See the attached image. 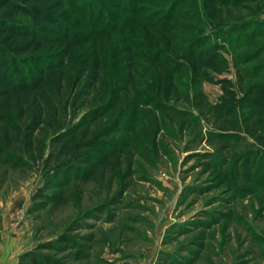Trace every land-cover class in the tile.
<instances>
[{
  "label": "rangeland",
  "instance_id": "1",
  "mask_svg": "<svg viewBox=\"0 0 264 264\" xmlns=\"http://www.w3.org/2000/svg\"><path fill=\"white\" fill-rule=\"evenodd\" d=\"M65 1L66 19L79 21L82 36L48 53L63 54V74L47 85V104L32 97L43 108L32 153L0 124V144L12 138L0 153V264H34L29 252L60 264H264V0H201L229 30L216 47L193 0ZM197 37L216 49L224 71L196 74L176 63L171 98H151L155 77L169 70L166 58L194 50ZM222 78L238 94L239 85L244 94L262 87L260 102L220 107ZM52 116L88 124L116 148L113 156L53 179L61 131ZM230 121L255 139L219 135ZM6 152L27 163L5 160ZM63 234L71 241H58Z\"/></svg>",
  "mask_w": 264,
  "mask_h": 264
},
{
  "label": "trees",
  "instance_id": "2",
  "mask_svg": "<svg viewBox=\"0 0 264 264\" xmlns=\"http://www.w3.org/2000/svg\"><path fill=\"white\" fill-rule=\"evenodd\" d=\"M178 1L183 2L184 0ZM193 2H195L193 9L202 12L203 19L212 32L207 41L213 42L214 47H216L217 41L224 39L229 34V30L222 29L223 23L216 20V14L212 13L208 5H202L201 0H193ZM65 4V0H0V124L13 130V139L26 144L25 150L29 154L32 153L31 133L40 124L43 113V108H37L32 102V97H37L39 101L44 100L47 104V85L54 86L57 84L62 79L63 74V54L49 55L48 53L52 52L56 45L69 46L82 36L73 26L79 21L69 25L64 9ZM170 16L159 15V20L165 19L164 22L167 25L178 29L177 24H171ZM21 17L26 18L28 23H25ZM195 28H197V35L202 34L205 30L203 26H196ZM197 38L191 45V48L195 47L194 50L178 54L179 57L178 55H171V57L166 58L169 64L165 65L166 67L169 66L170 71L164 69L162 74L155 77L149 93L151 98L163 102L171 98V92L175 88L171 69L176 66V63L179 66L187 64L196 74L206 68H210L219 74L224 71V65L216 59V49L209 48V50L208 47L206 48L207 45L201 43L203 37ZM165 41L166 43L170 42V47L173 49L171 37L166 36ZM156 46L158 47V45ZM205 50L209 51L205 53ZM204 72L208 74V71ZM218 83L223 91L220 107L228 110H235L245 100L260 102L263 96L262 87L251 89L244 94L239 85L238 89L241 94H238L231 80L222 78ZM53 116L51 119L52 126L56 131H61L57 143L58 156L61 159L52 168L54 170L51 176L53 179L59 175L57 173L60 169L66 173L75 169L80 170L78 163L82 161L86 162L90 169H95L105 164L113 156L116 148H106L104 141L99 139L97 132L88 131V124L83 125L82 122H77L73 125H67L57 121ZM25 120L27 121L25 122ZM262 120L259 119L261 129L264 128V121ZM233 131L245 133L255 139L253 131L243 127L238 122L233 123V121L220 128L218 134L227 136ZM238 136L236 135L230 140L234 141ZM257 136L259 135H256V138ZM11 140V137H8L6 141L3 140L0 144V153L5 154L4 149L10 146ZM18 148L20 149L22 146ZM6 154L5 160L13 158L15 165L22 166L27 163L21 155L14 156L8 152ZM89 174H91L89 171H85L83 175L88 177ZM40 194L38 198L45 197L43 192ZM58 241L68 243L71 238L63 234ZM51 245L59 247L61 244ZM26 257L34 264H60L59 261L41 252H29Z\"/></svg>",
  "mask_w": 264,
  "mask_h": 264
}]
</instances>
